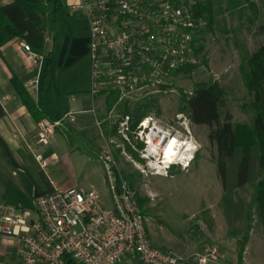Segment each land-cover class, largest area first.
Instances as JSON below:
<instances>
[{
    "label": "rangeland",
    "instance_id": "obj_1",
    "mask_svg": "<svg viewBox=\"0 0 264 264\" xmlns=\"http://www.w3.org/2000/svg\"><path fill=\"white\" fill-rule=\"evenodd\" d=\"M199 3L206 8L201 15L208 27L197 41L196 61L188 66L189 71L174 74L165 91H143L118 103L110 101L112 95H98L99 117L103 120L99 127L109 135L104 134L94 156L97 160L96 153L103 152L113 162L117 176L130 182L146 216L149 240L155 247L184 258L183 264H195L192 255L204 246H213L220 253L219 261L205 264H264L263 229L252 200L259 171L256 148L251 153L250 177L242 186L236 180L240 150L224 159L223 186L217 174V147L208 139L214 127L192 123L182 109L183 96L189 95L196 85L216 81L224 90L221 121L228 113L232 123H251L247 60L264 41V0H198ZM63 10H59L55 19L62 18L67 28L68 16ZM68 10L71 18L85 21L82 8ZM79 32L89 35L86 28H79ZM81 61L62 76L64 91L75 84L90 88L89 60ZM78 77L79 81L73 83ZM60 80L61 77L59 87ZM89 98L88 93L85 99L89 102ZM143 113L157 118L162 128L169 129L183 151L190 150L184 158H173L175 163L166 170L165 159L161 165L158 158L149 160L140 155L142 143L135 132ZM124 115L129 117L130 142H124L117 134L118 121ZM89 131L99 135L96 125L86 133ZM188 143L191 149H187ZM98 176L97 165L80 164L68 180L81 181L79 188L89 190ZM102 196L108 204V195Z\"/></svg>",
    "mask_w": 264,
    "mask_h": 264
},
{
    "label": "built area",
    "instance_id": "obj_2",
    "mask_svg": "<svg viewBox=\"0 0 264 264\" xmlns=\"http://www.w3.org/2000/svg\"><path fill=\"white\" fill-rule=\"evenodd\" d=\"M197 6L198 0H76L69 4L68 9H83L89 31L90 95L106 93L118 103L143 91L169 89L171 77L195 63L197 41L207 30V20ZM21 45L35 56L27 43ZM73 121L71 112L38 120L35 143L48 144L53 132L68 129ZM137 129L141 157L158 158L162 165L164 145L175 135L152 116L142 117ZM154 129L161 133L159 153L148 150ZM117 134L130 142L128 115L120 117ZM27 147L45 168L47 163L33 144ZM96 158L104 173L108 204L95 190L72 185L37 196L33 213L26 209L0 213V235L19 242L20 264H183L184 258L151 244L146 216L130 182L117 176L103 152L96 153ZM172 163L163 164V169ZM219 258L217 248L204 246L191 261L205 264Z\"/></svg>",
    "mask_w": 264,
    "mask_h": 264
},
{
    "label": "crops",
    "instance_id": "obj_3",
    "mask_svg": "<svg viewBox=\"0 0 264 264\" xmlns=\"http://www.w3.org/2000/svg\"><path fill=\"white\" fill-rule=\"evenodd\" d=\"M11 1L0 0V5ZM74 1L62 2L60 10L65 8L63 11L68 16V27L62 18L55 19L45 33L41 54L33 52L35 56H31L26 53L21 45L22 40L10 42L1 49L0 213L23 209L33 213L37 196L55 187H81V181L74 178L68 180L69 176L75 175L80 164L84 167L97 165L100 178H94L89 188L95 190L102 199V193L108 195L101 164L94 156V150L104 141V134L109 135L107 130L103 132L97 124L98 120H102L99 117L101 99L91 96L87 87L81 88L75 84L66 91L62 88V76L80 64L81 60L88 59L89 35L79 32V28L88 29L86 22L71 18L68 10V5ZM88 65L90 68L89 62ZM58 71H62L60 87L55 84ZM13 77L31 98L34 111L29 110L19 96L12 83ZM33 80H37V83H32ZM78 81L79 77L73 83ZM82 92L87 94L83 95ZM88 93L89 102L85 99ZM66 112H71L74 117L68 129L53 132L48 144H36L38 118L52 120ZM95 125L98 127V136H94L92 131L86 133ZM27 143L33 144L34 150L42 155L47 163L45 168L34 158ZM20 260L19 242L13 237L0 235V264H20Z\"/></svg>",
    "mask_w": 264,
    "mask_h": 264
},
{
    "label": "trees",
    "instance_id": "obj_4",
    "mask_svg": "<svg viewBox=\"0 0 264 264\" xmlns=\"http://www.w3.org/2000/svg\"><path fill=\"white\" fill-rule=\"evenodd\" d=\"M63 1L12 0L10 3L0 5V57L2 47L16 40L24 41L32 52L41 54L45 33L55 20ZM205 11V6L199 3L197 12L204 14ZM247 63L246 83L252 98L249 105L253 110L250 124L232 123L228 113L224 121H221L220 109L224 90L216 81L196 85L189 95L183 96L182 109L192 123L214 127L210 130L208 139L217 147V174L223 186H225L224 159L231 158L236 149L240 150L236 180L238 186H242L250 177L251 153L252 149L256 148L259 171L253 184L252 200L256 205L264 236V41L250 54ZM187 68L188 66L180 71H189ZM61 72L55 74L56 86ZM12 83L29 110L34 111V103L21 84L14 77ZM115 99L113 97L110 101L113 103ZM143 116L144 113L141 117ZM40 119L42 118H38Z\"/></svg>",
    "mask_w": 264,
    "mask_h": 264
},
{
    "label": "bare ground",
    "instance_id": "obj_5",
    "mask_svg": "<svg viewBox=\"0 0 264 264\" xmlns=\"http://www.w3.org/2000/svg\"><path fill=\"white\" fill-rule=\"evenodd\" d=\"M160 130L157 129L153 132L150 133V136H149V148L148 150L150 152H161V147H160V143H161V138H160ZM153 135H155L156 137L153 138ZM158 135V136H157ZM153 138V139H152ZM182 145L179 144V141L178 139H176V137L173 136V138H169L165 145H164V148H165V153H164V158L165 161H166V164L169 163V162H174V159L173 158H177V157H180V158H184V155L186 154L185 152L186 151H190V150H182L183 147H181ZM188 148L187 149H191V144L188 143ZM163 148V149H164Z\"/></svg>",
    "mask_w": 264,
    "mask_h": 264
},
{
    "label": "clouds",
    "instance_id": "obj_6",
    "mask_svg": "<svg viewBox=\"0 0 264 264\" xmlns=\"http://www.w3.org/2000/svg\"><path fill=\"white\" fill-rule=\"evenodd\" d=\"M191 157H189V159H190ZM185 166H186V164H185Z\"/></svg>",
    "mask_w": 264,
    "mask_h": 264
}]
</instances>
